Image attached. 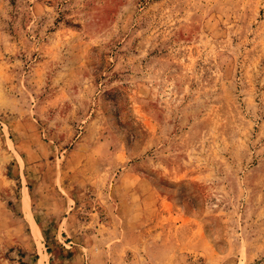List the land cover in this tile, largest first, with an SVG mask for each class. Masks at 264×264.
Wrapping results in <instances>:
<instances>
[{
	"label": "rangeland",
	"instance_id": "374dc122",
	"mask_svg": "<svg viewBox=\"0 0 264 264\" xmlns=\"http://www.w3.org/2000/svg\"><path fill=\"white\" fill-rule=\"evenodd\" d=\"M0 264H264V0H0Z\"/></svg>",
	"mask_w": 264,
	"mask_h": 264
}]
</instances>
